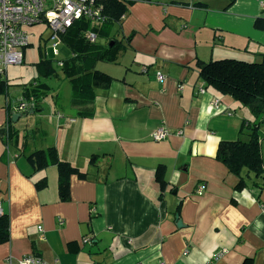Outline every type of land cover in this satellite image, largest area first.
Listing matches in <instances>:
<instances>
[{
	"label": "crops",
	"instance_id": "obj_1",
	"mask_svg": "<svg viewBox=\"0 0 264 264\" xmlns=\"http://www.w3.org/2000/svg\"><path fill=\"white\" fill-rule=\"evenodd\" d=\"M257 17H264V0H135L113 26L118 34L111 37L124 42L117 60L97 64L115 78L111 85L79 106L68 80L47 106L51 86L42 78L48 91L40 110L9 123L17 140H8L10 113L20 112L17 104L38 73L24 79L7 71L0 199L10 238L0 244V264H18L29 254L46 264H264V179L244 169L246 185L238 189L240 177L216 158L221 140L248 139L241 126L254 115L207 88L196 62L260 60L264 31L254 26ZM39 35L33 38L41 47ZM162 125L170 134L153 140ZM259 134L264 166V123ZM52 146L87 173L71 176L68 201L59 200L57 166L35 171L27 158ZM162 168L164 183L157 179ZM44 176L47 185L38 189Z\"/></svg>",
	"mask_w": 264,
	"mask_h": 264
},
{
	"label": "trees",
	"instance_id": "obj_2",
	"mask_svg": "<svg viewBox=\"0 0 264 264\" xmlns=\"http://www.w3.org/2000/svg\"><path fill=\"white\" fill-rule=\"evenodd\" d=\"M233 0H231L232 2ZM103 13L107 16V21L99 27L92 25L89 20L79 19L63 35V41L70 48V56L63 59L61 70L66 79L71 84L73 102L75 105L88 106L97 95L98 89H106L115 80L113 76L97 67L98 62H114L123 43L111 37L113 44L102 48L99 42L90 43L86 40L83 30L92 27L100 36L109 35L112 27L121 20L127 13L129 4L135 0H100ZM197 4L203 5L198 2ZM254 26L264 31V17H257ZM98 34V35H99ZM43 39L44 36L41 34ZM40 35V36H41ZM132 36V35H131ZM130 36V37H131ZM40 37V38H42ZM128 38L127 41H129ZM45 58V59H44ZM199 75L207 88L216 90L221 95L230 96L241 106L246 107L254 115L250 123L243 121L241 130L247 129L248 139L238 138L236 140H221L219 142L216 158L225 164L229 171L240 177L238 189L246 185L241 173L246 169L253 173L256 178L264 179V166L261 151V139L259 127L264 123V52L260 60L247 61L237 58H223L216 60H197ZM37 81L33 82L24 92V98L31 100V110L39 111L40 102L46 96L48 85L42 78H50L59 74L54 66L53 59L40 56L37 60ZM8 82L0 75V92L4 91ZM28 111V110H27ZM27 111H25L27 113ZM232 113L231 110H228ZM13 117L10 113L7 124L8 140L16 137V131H11L9 123ZM27 158L35 171L43 170L49 164H55L58 170V196L60 201L70 199V178L72 175L85 179L87 173L72 165L66 160H62L55 147L37 149L29 154ZM97 159V155H92L91 161ZM157 179L164 183V169H159ZM47 185V178L44 176L36 181V187L43 188ZM256 185H258L256 183ZM10 238V219L5 212L0 215V244L5 243ZM92 239V238H91ZM93 240V239H92Z\"/></svg>",
	"mask_w": 264,
	"mask_h": 264
},
{
	"label": "built area",
	"instance_id": "obj_3",
	"mask_svg": "<svg viewBox=\"0 0 264 264\" xmlns=\"http://www.w3.org/2000/svg\"><path fill=\"white\" fill-rule=\"evenodd\" d=\"M79 19L89 20L95 27L105 23L107 16L103 13L100 0H0V75L5 77L7 69L12 65L23 64L25 49L31 44L34 37L33 27L45 26L50 34L42 39L43 45L49 43L53 53L59 57L63 44V35ZM83 30L86 40L90 43L97 42L98 34L92 28ZM41 32V34H43ZM48 52L45 57L48 58ZM64 58H57L58 65L63 66ZM159 81H164L165 76L161 72L156 73ZM203 91V89H201ZM32 101L22 99L17 104L20 112L31 108ZM215 108H220V100L214 99ZM231 114V112H229ZM7 128V127H6ZM170 131L165 126L158 127L152 134V139L161 141L168 137ZM206 185L198 187L202 193ZM4 208L0 199V215L4 214ZM60 223H64L60 219ZM41 231L42 227L38 226ZM85 243H91V238H84ZM12 264V261H10ZM18 264H46L37 255L29 254L18 260ZM164 264V263H161Z\"/></svg>",
	"mask_w": 264,
	"mask_h": 264
},
{
	"label": "rangeland",
	"instance_id": "obj_4",
	"mask_svg": "<svg viewBox=\"0 0 264 264\" xmlns=\"http://www.w3.org/2000/svg\"><path fill=\"white\" fill-rule=\"evenodd\" d=\"M117 28H118V26H117ZM33 29L32 30L35 32L36 38H38L37 36L39 35L40 31L42 32L43 30H44L43 34L46 35V36L44 35L45 39L50 34L49 30H47L45 33V26L35 25V27H33ZM110 30H111L112 34L110 32V34L108 36L104 35V36H100V38H99V43L101 44L102 48L108 47V44L110 43L111 35L116 34V36H117V34H118V32L116 31V27L113 29H110ZM98 34H99V32H98ZM40 35H41V33H40ZM40 35H39V37H40ZM118 39L119 38H117V40ZM32 40H34V44L31 46L32 48H30V49H33V50H31L29 57L28 58L26 57L27 62H25L23 64H19V65L9 66L7 71H9V76H13L14 74H22L24 79H28V78L32 77V74L37 72L36 65L31 63L30 60H37L38 59L37 51L39 49L43 53L42 56H44L45 55L44 52L47 51L48 55H49L48 58L53 59L54 66L57 68V70L59 72V77L58 76H52V77L46 79V82L49 83L51 86V89L49 90L47 96L44 99L46 101V105L48 106V104L54 102L55 95L58 92L62 93L65 85L67 86L69 84L68 79L65 78V76L61 70V67L58 65V62L56 59L57 58H64L65 59V58L69 57L71 50H70V48H68L66 45L63 44L64 46L63 45L60 46L61 53H60L59 57H57L53 53V48L49 45V43H47L46 45L42 44L41 47H39L37 44V40H35L34 38ZM118 41L120 43H123V45H124V42H122L121 39H119ZM114 63H115V61H114ZM103 65H106V64H104V63L98 64V66L100 68H102ZM34 66H35V68H34Z\"/></svg>",
	"mask_w": 264,
	"mask_h": 264
},
{
	"label": "water",
	"instance_id": "obj_5",
	"mask_svg": "<svg viewBox=\"0 0 264 264\" xmlns=\"http://www.w3.org/2000/svg\"><path fill=\"white\" fill-rule=\"evenodd\" d=\"M110 44L112 45V44H113V41H111ZM32 111H33V110H30V112H32ZM23 113H26V112L13 113V114H12V117H13V119L15 120V119H16V116H22ZM1 130H3V129H1ZM177 217H178V216H177ZM178 226H182V221H181L180 219H178Z\"/></svg>",
	"mask_w": 264,
	"mask_h": 264
},
{
	"label": "bare ground",
	"instance_id": "obj_6",
	"mask_svg": "<svg viewBox=\"0 0 264 264\" xmlns=\"http://www.w3.org/2000/svg\"><path fill=\"white\" fill-rule=\"evenodd\" d=\"M33 30H34V29H33ZM46 31H47V30H45V33H46ZM49 32H50V31H49ZM49 32H48V33H49ZM34 33H35V32H34ZM44 35H45V34H44ZM45 36H46V35H45ZM45 36H44V37H45ZM40 37H42V35H41ZM32 39H33V38H32ZM32 39H31V40H32ZM32 41H33V40H32ZM41 42H42V41H41ZM33 44H34V43H33ZM39 50H40V49H39ZM44 53H45V52H44ZM39 57H40V56H39ZM44 57H45V55H44ZM44 59H45V58H44Z\"/></svg>",
	"mask_w": 264,
	"mask_h": 264
}]
</instances>
